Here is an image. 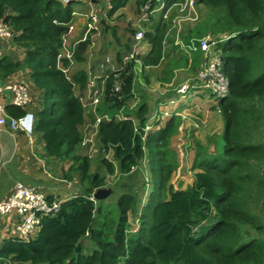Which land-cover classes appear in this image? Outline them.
<instances>
[{
  "label": "trees",
  "instance_id": "obj_1",
  "mask_svg": "<svg viewBox=\"0 0 264 264\" xmlns=\"http://www.w3.org/2000/svg\"><path fill=\"white\" fill-rule=\"evenodd\" d=\"M110 1L114 7L109 16L129 0ZM146 1L136 0L138 10ZM79 2L0 0V21L10 25L15 34L11 42L25 53L22 62L6 64L5 75L30 74L42 93L35 129L43 135L47 154L72 158L85 186V194L62 203L57 215L42 220L41 230L32 240L14 237L5 241L0 264H264V0H202L212 11L204 23L206 30L210 33L216 26L212 16L220 12L229 19L235 35L221 44L231 90L220 103L224 137L215 139L213 134L206 144L193 142L194 180L189 188L175 190L171 183L180 164L170 142L178 131V118L173 117L148 139H144L147 105L135 113L140 121L137 130L132 119L100 123L94 158L105 156V151L112 154L121 177L129 176L133 167L148 158L150 179L144 180L142 175V184L152 183L150 202L155 209L144 212L141 229L133 239L128 238L127 227L136 208L135 194L119 196L117 224L109 220L96 226L97 206L90 197L106 184V178L91 175L90 159L75 155L83 140L80 127L85 110L74 88L85 89L88 75L81 70L69 80L59 64L66 69L70 61L58 60V55L73 25V5ZM90 44L88 39L76 47L75 63L85 61ZM161 56L162 47L156 43L143 58L144 66L157 65ZM126 71L123 100L113 92L120 77L111 75L105 80L108 109L119 110L132 93L130 67ZM215 140L226 146H214L212 152ZM100 163L107 174H115L114 162L107 156ZM155 171L161 179L154 186ZM156 194L162 198L157 206ZM87 234L89 242L83 248L80 240Z\"/></svg>",
  "mask_w": 264,
  "mask_h": 264
},
{
  "label": "crops",
  "instance_id": "obj_2",
  "mask_svg": "<svg viewBox=\"0 0 264 264\" xmlns=\"http://www.w3.org/2000/svg\"><path fill=\"white\" fill-rule=\"evenodd\" d=\"M80 1L79 3L81 4L73 5L72 23L74 30L70 34L68 41L70 45H76L74 47L75 50L81 42H85L88 39L91 41V44L85 53V61L83 63H74L70 72L73 75L78 71L84 70L88 75V81L95 78L97 86L102 92L101 103L97 109L91 114L85 115L84 124L80 127L82 137L90 128H96L95 118L106 113L129 117L137 122L135 124L136 126H139L138 123L140 121L134 116L142 105H147L148 107L149 111L146 116V124L151 129L145 133V139H148L151 135H157L173 117L178 118V131L170 139L171 147L176 152L178 159L183 158L184 154L188 152V139L196 142L203 141L202 129H205V132L207 131L204 134L206 136L205 142H207L208 136L210 137L215 133L218 135V132L212 131L213 128L207 129V124H204L203 121H201L203 122L201 124H190L191 119L199 121L203 118L205 121H208L210 118L208 113L211 112V109L213 110V107L211 109L200 108L199 110H195V108L198 109V104L193 105L194 107H187L182 102L188 100V97H182L178 93V88L199 72L201 63H203L202 61H204L206 56L203 52L199 51H184L175 44L178 36L186 42V40H190L191 38H203L210 34L206 30L204 23L212 15V11L202 0H194L195 6L193 8L188 7L185 12H181L180 5L184 4L186 0H153L154 12L151 15L150 21L144 24L145 40L140 44V55L142 59L147 58L157 43L162 47V56L157 65L150 64L144 69L143 74L137 80V84H132V93L126 96L125 104L119 110L107 108L108 104L104 94L106 86L105 78L115 75L117 70L122 66L123 58L131 50L132 44L129 39H132L133 36L127 37L125 27L127 34H130L127 29L128 26H122V23H127L128 20L134 18L138 13V6L135 3L136 0H129L124 7H120L110 16L109 11L114 7L113 2L110 0H93L95 9H99V6L102 7L99 10L102 25L98 31L90 34L86 32V23L91 6L85 0ZM158 3L160 5L157 7ZM82 6H85L89 12L83 13L81 11ZM134 33L135 30L133 35ZM101 34L104 36L108 34L109 36L114 35L115 42L108 41L106 43L108 47L106 50L107 57L99 60L100 57L94 59V52L96 49L102 48L103 43L107 41L102 38L97 40ZM127 38L129 44L128 41L124 42ZM221 41L224 40L217 41L218 48ZM114 55L116 57L112 59L111 56ZM24 56V51L13 42H4L0 39V85H4L7 82L26 83L34 92L35 96L34 102L28 109L37 116L42 107V93L33 84L30 74L27 71H17L9 76L5 75L6 64L10 61L22 62ZM154 80L155 82L151 83ZM137 86L138 88H136ZM173 88L177 90V97L171 99L169 96ZM74 92L80 97L84 106L85 104L90 105L91 100L88 97L89 92L87 86L85 89H81L75 85ZM2 101L6 104L7 113L10 116L21 117L24 114V109L16 108L12 105L9 94H5ZM167 104H169L168 107L166 106ZM175 105H179V109H175ZM166 110L167 112L165 113ZM214 114L220 115L221 119L218 120L222 124L220 129H222L223 133L225 116L219 103L215 106ZM91 130L93 132V129ZM193 131L195 133L192 135L191 132ZM190 136L192 137L191 139ZM219 136V138L222 137L220 133ZM78 150L75 152V155L83 156L78 153ZM211 151H213L212 147ZM101 159L97 156L95 160H90L91 175L99 174L101 177H105L106 181L110 178H118L121 184L129 183V185L127 189L123 186H119L120 188L118 190L115 189L113 195H115L116 199L114 202L110 200L111 197L107 201L98 202L96 226H101L109 220H112L113 224H117L119 219V212L117 210L118 198L125 192H131L136 197V208L135 212H132L129 218L127 236L133 239L135 238V232L139 233L141 229L144 212L151 207L150 201L154 188L152 186L153 191L150 198L144 200L141 195H143L142 192L144 193L146 188L148 189L147 184H142L143 191L139 196L133 192L134 187L139 182L142 183V173L137 177L133 175L121 177L118 163H115L112 154H110L108 159L114 162L115 174L109 175L100 163ZM146 159L148 158L146 157ZM142 165L144 164L142 163ZM77 166L72 158H55L49 156L46 151L43 135L37 131L31 138H28L21 132L13 131L7 126L0 129V201H5L11 196L18 182L44 193L49 200L64 203L76 199L85 194V186L82 185ZM180 167L181 165L179 164L178 169ZM177 171L175 174H177ZM116 184L119 185L118 182ZM106 185L107 183L104 186ZM186 189L178 188L175 190ZM18 222L19 215L15 211L0 215V249L5 241L15 237ZM89 238L90 236L87 235L80 240L83 248L87 247Z\"/></svg>",
  "mask_w": 264,
  "mask_h": 264
},
{
  "label": "built area",
  "instance_id": "obj_3",
  "mask_svg": "<svg viewBox=\"0 0 264 264\" xmlns=\"http://www.w3.org/2000/svg\"><path fill=\"white\" fill-rule=\"evenodd\" d=\"M57 1L66 5L75 0ZM85 1L91 6V10L88 14V21L86 23V32L90 34L99 30L100 16L98 10L95 9L92 0ZM180 6L181 12H185L188 7L193 8L195 6V1L186 0V2ZM140 9L141 14L140 19L137 22L136 33L133 37L132 51L124 58V65L132 66L131 74L133 73V81L138 80L146 68L140 58V44L144 41L145 37L143 25L150 20L151 15L154 12L152 0H147L142 4ZM73 30L74 25H71L67 35L64 37L62 52L58 55V60L67 58L70 61V67L66 69H62L63 66L59 64V67L66 74H69L71 67L75 63L74 47L76 45H70L68 41V37ZM14 36L15 34L10 25L4 21H0V39L4 42H11ZM175 44L184 51H201L206 55L196 77L191 83L187 82L182 85L178 92L185 95L192 88L205 89L216 95L219 99L228 97L230 94V81L225 74L224 62L221 54L213 51L215 45L213 37L207 35L200 39H190L188 43L178 36ZM122 70L125 71V67H122L121 71ZM120 76L121 73L117 75L118 78ZM123 85L124 83L120 78L113 88V92L116 95H119V99L121 100L124 99ZM87 89L89 92L88 97L91 100L90 105L93 106V111H95L100 104V98L102 95L95 78L89 80ZM5 94L11 96L12 105L14 107L25 110L21 117H13L7 113L6 104L2 101ZM33 100L34 93L24 82H7L4 85H0V129L7 126L11 130L21 132L26 137L31 138L35 134L36 116L30 109H28V107L33 103ZM90 105L85 104V107ZM114 119L125 120L129 118L120 116L119 114L112 115L106 113L97 117L95 127L98 129V126L102 121H111ZM146 130H148L147 127ZM81 145L88 148V155L97 152L94 142L83 141ZM60 209V202L50 201L44 193L20 182L16 183L11 196L7 200L0 202V215H5L12 211H15L19 215V222L16 225L15 236L26 242H29L37 236L41 230L42 220L44 218L57 215Z\"/></svg>",
  "mask_w": 264,
  "mask_h": 264
},
{
  "label": "rangeland",
  "instance_id": "obj_4",
  "mask_svg": "<svg viewBox=\"0 0 264 264\" xmlns=\"http://www.w3.org/2000/svg\"><path fill=\"white\" fill-rule=\"evenodd\" d=\"M131 1H133V0H131ZM77 4H81V3H77ZM159 5H160V3L157 4V7ZM101 9H102L101 6H99V9L97 8L99 13H100L99 10H101ZM81 11H83V13L89 12V10H87V8L85 6L81 7ZM140 14H141V9L138 10V13L136 14L137 17L135 16L134 18L128 20L127 23H125V22L122 23V26H128L127 29L129 30L130 34H127V30H126V27H125V31H126L127 37L134 36L133 32H134V30L135 31L137 30V22L140 19ZM212 17H213L212 21L214 22V24L216 26L213 27L212 29H210V35L214 38V40L218 41V40L223 39L224 40L223 42H225L230 37L235 35L234 34V31H235L234 27L230 24V21H229V19L227 18V16L225 14H221L220 12H216V14H213ZM100 18H101V16H100ZM226 37H228V38H226ZM101 38L105 39L107 41H105L103 43L102 48L96 49V51L94 52V59L100 57L99 60H102V58L107 57L106 50L108 49V47H107L106 43L108 41L115 42L114 35L109 36V34H108V35L104 36L103 34H101L100 37L97 38V40H100ZM224 38H226V39H224ZM129 40H130V43L133 44V40L132 39H129ZM129 40L127 38V39H125L124 42L128 41V44H129ZM189 41L190 40H186V42H188V43H189ZM221 49H222V46H221ZM199 52H201V51H199ZM115 57H116L115 55L111 56L112 59H115ZM196 75L192 76V78H189L184 84H186L187 82L191 83V81L196 77ZM137 82H138L137 80H134V83L137 84ZM153 82H155V80L152 81L151 83H153ZM136 88H138V86ZM179 89H180V87L178 88V90ZM175 97H177V90L175 88H173L171 90V92H170L169 98L173 99ZM185 97H188V100L183 101L182 104L187 106V107L188 106L191 107V106H193L195 104H198L197 105L198 109L195 108V110H199L200 108L211 109V107H213V110L211 109L210 110L211 112H209L210 114L208 113V116H210L208 121H205V119H203V118H201V119L199 118L200 119L199 121L195 120V119H191L190 124H196V123L201 124V123L204 122V124H207V129L213 128L212 131L218 132V135L216 136L215 139H218L220 137L219 133H220V135H222V137H224V133H222V129H220V126H222V124L220 123V120H218V119H221L220 115L214 114L215 106H217L218 103H220L219 98L216 95H214L211 92H209L208 90H205V89L198 90V89H194V88H192L186 94ZM168 105L169 104H167L166 106L168 107ZM193 107H192V109H193ZM107 108H108V106H107ZM175 109H179V105H175ZM166 112H167V110L165 111V113ZM200 114H203V113H200ZM201 121H203V122H201ZM134 122H135V124H137L136 121H134ZM91 129H93V132H92ZM147 129H149V126L147 127ZM96 132H97V129L94 128V127L90 128L89 130H87L86 133L83 134L84 136H83L82 142L83 141L94 142V144H95V146L97 148V145H98L99 141L97 140ZM194 133H195V131L191 132L192 135ZM206 133H207V131L205 132V129H202L201 134H202V140L203 141H201V143L204 142L203 144H206V142H205L206 141V136H204V134H206ZM215 134H217V133H215ZM191 138L192 137L190 136V139ZM193 142L194 141H191V140L188 139V152H186V154H184L183 158H180L178 160L180 165H181V167H180V169H178L177 174L173 175V178L171 180V183L174 185L175 189H178V188H189V186L193 183L194 171L192 169V166H193V161H194V158H195V155H196L195 154L196 148H195ZM153 143H154V140H151V144H153ZM87 144H90V143H87ZM214 146L216 148L222 149L223 147L226 146V143H222L220 145L219 140H218V142L215 145H212V149H213L212 152L215 151ZM78 153L82 154L83 156L89 157L88 154H87L86 147H83L82 145L79 147ZM93 154L94 153L89 154L90 157H92ZM98 155H99L98 156L99 158L105 157L104 154H98ZM90 160H95V158H92ZM143 164L144 165H142V167H141V172H142V175L144 177V180H146L147 178L150 179V177H149L148 159H146L143 162ZM149 164H150V161H149ZM151 164L156 165L157 163L151 161ZM131 175H133L135 177L139 176L140 175L139 169L137 170V172H136V168L132 169V174ZM115 179L116 178H114V180ZM160 179H161L160 174L158 173V171H155L154 172V186L159 184ZM117 182H118L119 185L116 184ZM112 183L115 184V187H113L114 191H115V189L118 190L121 186H123L125 189H127L128 185H129V183H122L121 184V182H120V180L118 178L116 179L115 182L112 181ZM147 187H148V189L146 188L144 190V193H143L142 192L143 191L142 190V183L139 182L137 184V186L134 187L133 192L138 194V196L142 192V194H143V195H141L142 198L144 200H147V199L150 198V195L152 194V191H153L152 183L151 184H147ZM168 187H170V186H168ZM104 189H106V188H104ZM115 199H116L115 195H112L111 198H110V200L113 201V202L115 201ZM153 199H156V206L158 205V203H160L159 201L162 200L161 196H158V194L154 195ZM168 199H169V197H168ZM154 209L151 206V210L153 211Z\"/></svg>",
  "mask_w": 264,
  "mask_h": 264
},
{
  "label": "clouds",
  "instance_id": "obj_5",
  "mask_svg": "<svg viewBox=\"0 0 264 264\" xmlns=\"http://www.w3.org/2000/svg\"><path fill=\"white\" fill-rule=\"evenodd\" d=\"M92 2H93V0H92ZM154 2H153V0H152V6H153V9H154ZM99 13V12H98ZM99 16H100V13H99ZM150 21V20H149ZM148 21V22H149ZM101 18H100V27H101ZM144 26V25H143ZM135 33H136V31H135ZM135 33H134V35H135ZM210 35V34H209ZM207 36V35H206ZM211 36V35H210ZM134 37V36H133ZM182 39V38H181ZM197 39H200V38H197ZM214 39V38H213ZM132 40H133V38H132ZM144 40H145V37H144ZM183 40V39H182ZM221 40H223V39H221ZM184 41V40H183ZM222 42L223 41H221L220 43H219V48L217 47L218 46V43H217V41L215 40V45H214V49H213V51L214 52H218V53H220L221 54V56H222V59H223V62H224V69H225V60H224V56H223V51H222V49H221V44H222ZM132 51V47H131V50H130V52ZM129 52V53H130ZM127 56V55H126ZM125 56V57H126ZM124 57V58H125ZM124 58H123V60H122V66L120 67V69H118L117 70V72L115 73V76H117L118 74H120L121 73V76H120V78L122 79L123 78V75L124 74H127V71H126V68L127 67H130V71H131V69H132V66L131 65H124ZM140 58L142 59V57H141V55H140ZM142 62H143V59H142ZM122 67H125V71H121V69H122ZM61 69V68H60ZM62 70V69H61ZM71 70V69H70ZM64 72V71H63ZM65 73V72H64ZM66 74V73H65ZM225 74H226V76L228 77V75H227V73H226V69H225ZM66 76L68 77V79L69 80H71V77H72V74H71V72L69 71V74H66ZM129 76V75H128ZM108 78V77H107ZM107 78H105V80L107 79ZM228 79H229V77H228ZM229 81H230V79H229ZM89 82V81H88ZM134 83V81H133V73H132V84ZM88 84V83H87ZM198 90H200V89H198ZM231 91V90H230ZM210 92V91H209ZM179 93V92H178ZM104 94H105V91H104ZM180 94V93H179ZM182 97H185L186 96V94L184 95V94H180ZM230 96V94L228 95V97ZM228 97H226V98H223V99H219V101H220V103L223 101V100H226ZM125 98V97H124ZM81 102H82V100H81ZM100 103H101V98H100ZM219 103V104H220ZM83 104V103H82ZM99 106V105H98ZM83 107H84V110H85V115H89V114H91L92 112H93V106H84L83 105ZM97 109V108H96ZM95 109V110H96ZM35 116H36V114H35ZM101 116V115H100ZM97 117H99V116H97ZM97 117L95 118V123H96V119H97ZM127 118H129V117H127ZM129 119H131V118H129ZM115 120V119H114ZM117 120V119H116ZM133 120V119H132ZM36 121H37V119H36ZM134 121V120H133ZM135 123V122H134ZM100 125V124H99ZM149 125H147L146 127H148ZM36 127V126H35ZM99 127V126H98ZM135 128H136V130H137V126L135 125ZM150 130V127H149V129L148 130H146V128H145V131L146 132H148ZM35 133H36V129H35ZM144 139H145V135H144ZM97 140L99 141V138H98V129H97ZM81 146V145H80ZM98 146H99V143H98V145H97V148H96V146H95V149L98 151ZM97 153V152H96ZM96 153H94L93 155H92V157H88L89 159H92V158H94V155L96 154ZM87 154H88V148H87ZM89 156V155H88ZM108 157L109 155L108 154H106V151H105V157ZM141 167H142V164L141 165H138V166H136V167H133L132 169H134V168H136V172H137V170L139 169V170H141ZM132 174V171H131V173H130V175ZM117 179V178H116ZM116 179L114 180V178H110V179H107V181H106V183H107V185L106 186H104V187H102L101 189H104V188H106V189H109V188H111L112 190H113V187H115V184H113L112 183V181H116ZM148 183L147 184H149L150 183V181L148 180L147 181ZM100 189V188H99ZM98 189H96L94 192H93V194L91 195V197H90V199L92 200V202H94V204L97 206V204H98V202L99 201H96L95 199H94V193L97 191ZM113 193H114V190H113ZM113 193L111 194V196L113 195ZM110 196V197H111ZM109 197V198H110ZM108 198V199H109ZM108 199H106V200H104V201H107ZM49 200V199H48ZM50 201H54V200H50ZM0 202H3V201H0ZM57 202H59V201H57ZM102 202V201H101ZM61 203V202H60ZM61 205H62V203H61ZM131 215V214H130ZM136 234H137V232H135ZM135 234V235H136ZM87 235H89V234H87ZM86 235V236H87ZM16 237V236H15Z\"/></svg>",
  "mask_w": 264,
  "mask_h": 264
},
{
  "label": "water",
  "instance_id": "obj_6",
  "mask_svg": "<svg viewBox=\"0 0 264 264\" xmlns=\"http://www.w3.org/2000/svg\"><path fill=\"white\" fill-rule=\"evenodd\" d=\"M102 23L104 24V22H102ZM112 193H113V190L111 188H109V189H101L100 188L94 193L93 197L96 201L101 202V201L108 199Z\"/></svg>",
  "mask_w": 264,
  "mask_h": 264
}]
</instances>
